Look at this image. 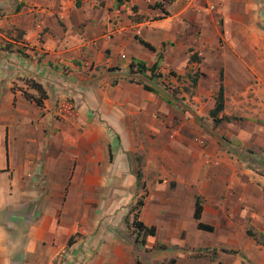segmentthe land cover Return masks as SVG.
<instances>
[{
    "label": "crops",
    "instance_id": "1",
    "mask_svg": "<svg viewBox=\"0 0 264 264\" xmlns=\"http://www.w3.org/2000/svg\"><path fill=\"white\" fill-rule=\"evenodd\" d=\"M6 1L0 0V8H9ZM156 2L128 0L127 4L134 8L133 18L125 19L120 14L116 23L112 9L121 7L117 0H84L61 10L38 9L36 15L43 18L39 28L30 25L27 6L0 17V264H83V254L90 258L86 264H135L140 247L135 239L95 236L94 231L99 227V233L100 226L109 225L112 219L105 215L100 218L99 209H122V200L128 197L129 201L137 188L138 168L143 178L151 173L178 179L183 184L189 175L202 177V168L195 164L194 153L188 147V136L194 132L189 111H185L184 119L166 91L151 84L148 85L154 91H147L142 84L131 82L129 64L142 61L151 67L157 63L163 75L170 69L182 74L189 51L200 49L203 64L223 66L224 77L238 82L240 92L235 95V104L239 107L243 82L264 66V60H258L264 58V39H253L256 6L252 0H223L222 14L234 23H226L223 28H236V37L231 44L226 41L220 47L210 36L209 40L205 38L207 33L196 40V25L204 30L213 27L211 13H196L183 0H172L162 8L155 6ZM6 25L22 31V40L12 41L13 47L9 48H5L3 39ZM39 29L44 30L42 40L37 38ZM137 38L150 43L156 51H150ZM231 64L235 66L231 69L233 77L228 74ZM30 79L41 84L47 93L43 107L24 98V91L36 95L25 82ZM209 103L208 109H212L214 100ZM227 103L226 97L224 110L229 115ZM256 114L260 117H253L262 121L258 125L248 119L249 115L244 117L251 122L246 133L254 138L253 144L246 145L262 148L264 155V111ZM204 137L209 138L207 133ZM207 142L209 149L212 141ZM211 147L216 152L213 144ZM218 152L222 158L223 152ZM136 154L143 157L142 168ZM205 154L208 159L217 157L214 152ZM230 172L233 171H218L217 181H211L212 190L204 193L218 212L210 216L201 203V221L214 230L196 229L207 242L205 247L215 246L218 241L227 245L229 241L228 249L238 253H218L214 261L204 256L202 261L253 263V252L258 255L257 264H264V244L242 234L241 246L237 241H241V234L231 231L233 224L226 214L231 208L234 222H242L243 217L264 234V218L254 211L264 208V190L256 182L244 180L238 184L231 181L234 189H226ZM234 176H239L236 171ZM101 193L108 194L107 203H100ZM150 198L143 201L140 212V220L146 226L156 224V218L163 215L162 203ZM180 199L174 201L171 209L176 213L184 205L177 202ZM195 200L184 218H191L196 225ZM89 210V217L83 216ZM217 219L226 226L219 238H212L215 244L207 241L205 235L213 234ZM83 228L85 236L68 246V239ZM168 232L172 233L171 228ZM156 236L155 233L145 239V249L156 250Z\"/></svg>",
    "mask_w": 264,
    "mask_h": 264
},
{
    "label": "rangeland",
    "instance_id": "2",
    "mask_svg": "<svg viewBox=\"0 0 264 264\" xmlns=\"http://www.w3.org/2000/svg\"><path fill=\"white\" fill-rule=\"evenodd\" d=\"M81 1L84 0H7L6 3H9V8L13 7V9L11 11H8V7L0 8V17L14 14L15 11L22 10L23 7L27 6L28 8H30V25L32 26V28H39L38 24L41 23L43 18L42 16L36 15L38 14L35 12L36 10L44 8L51 10H61V7L67 6V8H69L70 6L76 5L77 2L80 3ZM127 1L128 0H123L121 5ZM252 2L256 6L257 18V22L253 23L255 27L253 28V30L256 32V35L253 36V39L257 38V40H261L264 39V0H252ZM222 5L223 0H220L216 7L211 10L202 8L203 6H201L200 2L188 7L194 10L196 13H200L205 10L211 13V16L213 18L212 28H206L204 30L202 28H197V25L195 26L196 40L200 39L201 35L204 36L207 33V37L205 36V38L209 40L208 37L210 36L212 40L218 41V45L220 47L224 46V42L226 41L230 44L234 42L236 37V28H223L226 23L227 25H234V23L231 22V20L224 18L221 10ZM130 6L132 10L130 13L133 12L132 15L125 13L126 11H123L121 13L122 17H124L125 19L133 18L134 16V8L132 5ZM214 26L216 28H214ZM3 28H7L3 34L5 48L13 47L12 41L22 40L21 30L8 29L9 27L7 25L5 27L3 26ZM249 29L250 28H246L247 31ZM224 30H227V35L224 34ZM43 32L44 30H42L41 32V29H39L38 34L40 35V37L37 36L39 40H42L41 36L43 35ZM189 52H191L189 61L182 74H178L174 69H170L163 75L160 69L157 68L154 73L155 77L151 79V74L149 75L146 73L145 75L138 74L137 76H135V74L137 73L131 74L128 69L129 80L131 82L157 86L158 89L166 91L167 94L172 96V99H174L173 102L176 103L174 105H177L179 110L181 109L183 113L182 117L184 119L186 117L184 115L185 111H189L188 118L193 120L194 132L188 136V147L190 148L189 150L194 153L195 164L197 166H200L199 168H202V172H200L202 174V177L199 178V176L189 175L185 184H183L178 179L176 180L162 175L152 176L151 173H149L147 175V178L145 176L143 178V181L145 180V190L141 187H137L135 192L133 193V197L129 199V201H127L128 197L127 199L124 198L122 200V209H99L100 215L98 216H100V218H103V216L105 215V217H111L112 219L109 221V225L100 226L99 233L98 227L94 231L95 236L97 234H101L103 236L109 235L112 238H117V240H128L129 238V240L132 241L134 240L135 229L130 224L133 218V215L131 214V207L136 204V201L138 199H143L144 201L147 197H151L150 199L154 200V203H157V201L159 203H162L160 204L163 210L162 218L157 217L155 221L158 222L156 224L152 223L151 225H147H154L156 228L155 233L157 234V236L154 237L153 240L156 242L155 244L157 248L156 250H148V248L145 249V245L143 246L138 244V246L144 248L145 251L142 252L143 249L141 250L140 247L138 248V250H136L137 258L135 264H166L171 259L175 260V264H204L202 261L204 256L211 258L214 261V258L218 256V253H224L222 249L227 248L226 250H232L228 249L229 241L227 245H225V243H219V241L217 244L215 242H211L213 241L212 238H219V236H221V233L226 226L225 222L221 224L220 219H217V222L215 224V231L213 232V234L208 236L205 235L207 241L215 243L216 245L212 247H205L204 244L207 242L204 238L199 237V232L196 229L195 223L191 220V218L188 220L184 218L186 210H192V199L196 198L197 196L200 197L199 199L201 203L205 204L210 216H214L218 212V209H213V207L209 202H207L204 197L205 192H209L212 190L213 185L211 181H217L218 178L216 175L218 171L222 169H224V171H233L227 173L228 182L226 189H234L233 184V189L230 187L231 181L237 182L238 184V182L244 180L248 182H256L259 187H262L264 190V155L261 153V151L263 150L262 148L256 149L254 145H246L254 143L252 140L254 139L253 135L247 134V128H250L247 127V125L251 123L250 121L257 125L259 123H262L259 118L253 116L257 115L258 117H260L259 114H256V111H264V66H260L258 69H255L251 77L249 76V79L243 82L241 88L242 95L239 100L240 106L236 107L235 95L239 94L238 92H240L237 86L238 82H236L233 78L226 79L224 77L223 66L221 67V65L212 66L210 64H203L202 61L204 59V54L200 49H198V51L190 50ZM258 60L263 61L264 58L259 57ZM231 69H235V66L233 64H231L230 70L228 72V74L233 77L235 73L232 72ZM158 74H160L161 76H159ZM221 75L222 77L220 81ZM193 79L196 80L195 84L192 81ZM224 81L227 85L224 83ZM220 82L224 85V90H226L227 92V96H224V104L226 103L227 97L228 107L226 111L227 114H229L226 115L225 110H223L220 113V116L225 115L229 117H237L238 119L236 121L232 120L230 122H222L219 125H215L209 115V111L211 109L208 108L210 106L209 102L214 100L215 98ZM237 109L240 111H236ZM244 110L245 112H243ZM247 115L251 117L248 118L250 120V123L247 121V119L244 118ZM172 122L173 121H171V123ZM171 127H173V125H171ZM238 129L242 130L239 134L235 133L236 131H238ZM243 131L245 132V135L244 137H241L240 134H244ZM204 133H207V136H209V138H205ZM207 139L212 141L210 142V145H214L216 152L212 149L211 146L209 149L207 148L209 145L207 144ZM247 139H251V141L247 142ZM251 146L254 150L251 149ZM218 151L223 152L222 158L219 157ZM206 152L207 154L214 152L216 153L217 157L208 159L206 158ZM135 157L137 161L139 159L138 165L142 168L143 162L141 159L143 157L139 154H136ZM234 171H236V173L239 175L238 177L234 176ZM196 173L199 174V172L197 171ZM210 176L212 178H210ZM196 179L198 180L189 185V182ZM242 189L247 191L248 188L244 189L243 185ZM253 194H255V190ZM256 197L258 199L260 196L258 195ZM179 198L181 199L177 202H180V204L183 203L184 205L181 206V211L176 213L171 209L174 208V201ZM107 199L108 194L101 193L100 203H107ZM230 204H232L231 201ZM108 205L112 206L113 204L108 203ZM152 205L153 203L150 202L149 206ZM85 208L84 210L86 211L87 209ZM85 211L83 213V216L89 217L90 210L88 211V213H86ZM103 211L105 214H103ZM254 211L261 218H264V208L255 209ZM173 212L178 215L175 216ZM250 212H252V209H250ZM250 212L248 211L249 215ZM226 214L231 218V223L233 224L231 226V231L237 232L239 235L241 234V241L237 240L241 246H243L244 244V236L248 237V231H250L251 234H254V238L252 239L255 240L257 244H264V234L259 233L257 226L250 224L251 222L245 220L243 217L242 222H234V210H232L231 208H227ZM261 218H259V220H261ZM91 219L93 220L92 215ZM138 219H141L140 213ZM102 228H104V230H102ZM169 228H171V234H169L168 232ZM84 230L85 229L83 228L81 230V233L80 230H78L77 235H74V233L73 240L84 237L86 234ZM101 231L103 232L100 233ZM88 234L90 235V233ZM142 237L143 236L140 235V238ZM147 237H145V239ZM161 244H167L164 245L165 249L159 247ZM251 253L254 257V262H244L243 264H257L255 257L258 255L253 252ZM83 255L84 256L82 258V263L86 264L87 262H90V258L88 256H85V254ZM239 255L243 256V253L240 252Z\"/></svg>",
    "mask_w": 264,
    "mask_h": 264
},
{
    "label": "trees",
    "instance_id": "3",
    "mask_svg": "<svg viewBox=\"0 0 264 264\" xmlns=\"http://www.w3.org/2000/svg\"><path fill=\"white\" fill-rule=\"evenodd\" d=\"M122 1L123 0H117L118 5H120L122 3ZM171 2H172V0H157V2H156L157 4L155 6L162 8L165 6V4L167 5ZM77 4H79V3L77 2ZM137 39L142 45H144L150 51H153V52L156 51V49L150 43L144 41L141 38H137ZM160 57H161V54H159L158 58H160ZM157 68H158L157 63H155L151 67H147L145 65V63L142 61H131L129 64V72L131 74L137 73V74L145 75L147 72H150L151 79H153L155 77L154 73H155V70ZM158 75L161 76L160 74H158ZM221 77H222V75L220 76V81H221ZM192 81L194 84L196 83V80L193 79ZM25 82L31 89H34L36 91V95L29 94L28 92L24 91L23 92L24 98L26 100L33 101L38 107H43L44 100L47 99V93L44 90V88L42 87V85L39 84L38 82H35L32 79L26 80ZM142 86L147 91H152V92L154 91V89L152 87H150L146 84L142 83ZM214 101H215L214 106L209 111V115H210V117H211V119L215 125H219L222 122H230L232 120L238 119L237 117H229V116H225V115L220 116V113L224 110V87H223V84L221 82L219 83L218 90L216 92ZM135 178H136V186L141 187L142 189L145 190V182L143 181V174H142V171L140 168H138L136 175H135ZM143 204H144L143 199H138L136 201V204L131 207V214L133 215V218H132V221L130 224L135 229V231H134L135 242L144 246L145 245V237L154 236L156 229L154 226L144 225V223L138 219L140 209L143 206ZM201 214H202L201 201L198 197H196L195 204H194V212H193V218L196 221V228L198 230H202V231H206V232L207 231L212 232L214 230V228L201 221ZM74 235H77V233ZM74 235H72L68 239V241H67L68 246H70L72 244L73 239H74ZM140 235H142L143 237L140 238ZM247 235L254 238V234H251L250 231L247 232ZM159 247H161L162 249H165L164 245H160ZM222 251L224 253H233V254L238 253L235 250L222 249ZM166 264H175V260L171 259Z\"/></svg>",
    "mask_w": 264,
    "mask_h": 264
},
{
    "label": "built area",
    "instance_id": "4",
    "mask_svg": "<svg viewBox=\"0 0 264 264\" xmlns=\"http://www.w3.org/2000/svg\"><path fill=\"white\" fill-rule=\"evenodd\" d=\"M185 2V4L187 5V7L189 6H193L194 4L197 3H201V6H203L202 8L211 10L214 9L216 7V5L219 3L220 0H183ZM120 8H113L112 10L114 11V23L117 22L116 18L119 19L120 14L123 11L126 12H131V6L129 4H127V2H124L122 5H120ZM113 26H115V24H113ZM122 58H124V56H122Z\"/></svg>",
    "mask_w": 264,
    "mask_h": 264
}]
</instances>
